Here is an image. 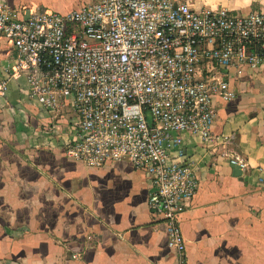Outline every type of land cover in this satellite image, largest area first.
<instances>
[{
    "label": "crops",
    "instance_id": "0c3cea01",
    "mask_svg": "<svg viewBox=\"0 0 264 264\" xmlns=\"http://www.w3.org/2000/svg\"><path fill=\"white\" fill-rule=\"evenodd\" d=\"M93 0H0L20 12H65ZM196 8L264 10V0H189ZM55 8V9H56ZM13 41L0 32V264H179L166 224L148 206L151 180L128 160L90 166L70 157L77 113L69 98L45 108L28 92ZM12 70V71H11ZM214 100L219 140L184 133L199 187L180 215L185 264H264V64ZM226 138H229L226 139ZM232 150L246 161L234 174Z\"/></svg>",
    "mask_w": 264,
    "mask_h": 264
},
{
    "label": "built area",
    "instance_id": "2783aa9c",
    "mask_svg": "<svg viewBox=\"0 0 264 264\" xmlns=\"http://www.w3.org/2000/svg\"><path fill=\"white\" fill-rule=\"evenodd\" d=\"M0 32L18 52L28 92L48 109L69 98L76 136L66 153L90 166L128 160L151 180L148 206L186 262L180 215L199 187L184 133L218 141L216 97L264 64V10L196 8L189 0H93L65 12L0 3ZM8 84L0 81L6 93ZM229 140V138H226ZM234 164L238 153L224 151Z\"/></svg>",
    "mask_w": 264,
    "mask_h": 264
},
{
    "label": "water",
    "instance_id": "95a60500",
    "mask_svg": "<svg viewBox=\"0 0 264 264\" xmlns=\"http://www.w3.org/2000/svg\"><path fill=\"white\" fill-rule=\"evenodd\" d=\"M233 167H234V174L237 175V176L242 177L243 169H242V167L240 166V164H234V163H233Z\"/></svg>",
    "mask_w": 264,
    "mask_h": 264
},
{
    "label": "rangeland",
    "instance_id": "374dc122",
    "mask_svg": "<svg viewBox=\"0 0 264 264\" xmlns=\"http://www.w3.org/2000/svg\"><path fill=\"white\" fill-rule=\"evenodd\" d=\"M72 1H73V0H72ZM51 8H54V9H55L56 7H51ZM56 9H57V8H56ZM238 12H240V13H244V12H242V11H238Z\"/></svg>",
    "mask_w": 264,
    "mask_h": 264
}]
</instances>
